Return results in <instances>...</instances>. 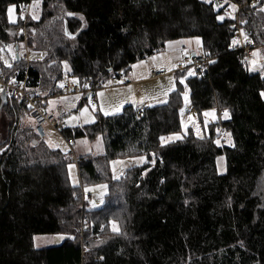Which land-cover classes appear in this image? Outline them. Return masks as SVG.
Masks as SVG:
<instances>
[{"label": "trees", "instance_id": "16d2710c", "mask_svg": "<svg viewBox=\"0 0 264 264\" xmlns=\"http://www.w3.org/2000/svg\"><path fill=\"white\" fill-rule=\"evenodd\" d=\"M228 1L241 7L238 19L213 0H0V47L22 42V12L39 3L40 17H28L25 26L37 56L0 63L7 77L27 74L31 91L57 92L63 62L82 89L97 88L168 41L197 36L214 63L186 81L193 109L220 115L227 109L230 116L207 136L190 131L162 144L181 130L179 77L187 66L174 72L177 87L167 102L142 110L126 105L117 115L99 113L93 124L65 129L74 142H103V154L74 159L39 140L32 122L23 125L25 102L0 94V110L11 119L0 142V264H264V75L236 46L238 28L264 59V0ZM10 6L18 13L14 24ZM219 125L231 146L218 144ZM140 156L144 165L113 178L114 159ZM73 160L81 188L68 175ZM99 183L109 185V194L103 207L90 210L77 195ZM56 234L68 239L35 248V236Z\"/></svg>", "mask_w": 264, "mask_h": 264}, {"label": "rangeland", "instance_id": "374dc122", "mask_svg": "<svg viewBox=\"0 0 264 264\" xmlns=\"http://www.w3.org/2000/svg\"><path fill=\"white\" fill-rule=\"evenodd\" d=\"M10 9L11 11H9ZM34 16L36 18H33ZM28 17L33 19H38L40 17V7L38 2L30 3L29 6H27V8L22 12L21 18L24 20L22 27L26 26ZM226 17L233 19L234 14L230 13L226 15ZM7 18L12 24L17 22L18 13L15 6H10L8 8ZM20 30L21 28L19 29L18 36H22V42L19 44H10L6 47H0V63L6 65L5 61H7L8 65L13 66L14 63L11 56L12 52L18 45V49H20L21 52L24 50L28 51V60H34L37 56L36 53L29 52L30 46L27 29H25V34H20ZM68 36L72 35L68 34ZM197 40L200 41L199 44H197ZM237 43H239V41H236V44ZM202 51V41L201 38L197 36L168 41L166 48L162 52L136 62L132 65L130 70H123L122 72L116 74L117 82H111V80L108 79V81L103 83L96 91L88 94L86 98V93L82 92L80 88L77 93L64 92L61 96L48 99L45 104V108L50 111H55L58 107H61L65 112V121L67 122L68 127L75 129L77 127L93 124L97 120L99 113L102 116L117 115L123 111L126 105L129 104L133 105L138 103L143 106V108L141 107L142 109L163 104L168 101L169 96L177 87V74H174V70H178L180 64H182L183 67L186 66L187 64H184L186 58L189 59V63H191L192 54ZM253 53H256V55L254 56ZM252 55L256 62L264 63V59L259 57L260 54L257 52V49L253 50ZM173 64H176V68L173 67ZM65 65H67V67H65ZM153 65H156L157 68L161 69L165 75L161 78H150V71ZM62 68L64 70L63 76L68 77V82L80 87L79 82L76 81L74 77L70 76L71 70L67 62H63ZM133 70L137 71V78H134L130 83L128 76ZM260 71L264 75V68L260 69ZM196 72L197 68L189 65L185 74L180 75L179 77V83L183 86V104L180 109L181 130L178 133L164 136L162 144L181 140L190 131L198 137L207 136L210 134L212 124L225 121L230 117L225 118L224 113L223 115H220L216 108L203 111L201 114L193 109L190 89L186 81L189 77L194 76ZM138 79L140 80L139 82L137 81ZM97 99L99 105L98 109L96 106ZM81 102H83L82 105ZM105 112L109 114L105 115ZM22 120L24 126L31 122L29 117H24ZM10 121L11 119L8 112L5 109H1L0 142L5 139ZM48 130L49 137L46 140L48 146L51 149L62 151L65 154H71L74 159L89 155L99 156L104 152V146L101 138H97L94 141L75 139L74 144L69 147L61 135L51 131L50 129ZM215 130L218 135H221V139L218 140V144L221 145L222 140L227 146H231L233 144L230 135L221 131V125L216 126ZM146 162L147 157L145 156L114 159L110 164L113 178L115 180H119L127 174V170L135 166H142ZM217 169L219 174L225 173L226 159L224 156L217 158ZM68 175L71 184L75 187L81 188L80 174L77 168V163H75L74 160L68 165ZM100 185H105L106 188L101 189L99 187ZM84 191L91 195L88 197V209L94 210L103 207L106 196L109 194V185L107 183H99L95 185L86 184ZM77 197H80L79 199L82 200L81 193L79 196L77 195ZM114 224L116 225V229H118V225L116 223H112L111 227L113 228ZM88 225L89 223L86 222L81 231L83 232L87 230ZM66 239H68V236L65 234L37 235L34 237V246L37 249L57 246L62 244Z\"/></svg>", "mask_w": 264, "mask_h": 264}, {"label": "built area", "instance_id": "2783aa9c", "mask_svg": "<svg viewBox=\"0 0 264 264\" xmlns=\"http://www.w3.org/2000/svg\"><path fill=\"white\" fill-rule=\"evenodd\" d=\"M217 5H220L225 9V13L228 15L230 13L234 14L233 19H238V11L241 8L240 6H236V10H233L231 8L232 3H230L228 0H213ZM252 4H257L258 0H251ZM237 27V25H235ZM26 27H22L20 30V34H25ZM237 34V41L239 43L236 44L238 49H244L246 52V61L249 63V66L253 71H259L263 68V63L256 62V60L253 58L252 55V48L248 44L247 39H245L243 32L241 29H238ZM257 52H259L257 50ZM17 56L19 58H17ZM259 57H261L259 55ZM21 58H25L28 60V51H20L17 48L12 52L11 59L13 63L18 61ZM258 59V58H257ZM212 60V55L205 52H199L196 53L194 57L191 59V63H189V59H185L184 64H187L184 67L187 66H193L197 69H206L210 62ZM182 64L179 65V69L184 68ZM177 71V70H176ZM165 75V73L156 67V65H153L151 71H150V78H161ZM111 82H117V77L114 76L110 78ZM68 77L63 76L58 83V91L57 92H47V93H38L31 91L27 87V74L24 77H21V75L16 72L11 77H7L2 70L0 69V94H5L8 98L12 99H20L21 101H24L27 105L28 111H29V118L31 119V122L34 127V131L38 137L39 140H46L48 139V129L52 130L53 132L61 135L65 143L68 146H72L74 144V141L72 139H67L63 136V131L68 128V124L65 121V112L61 107H58L55 111H50L45 108V104L47 103V100L53 97L61 96L64 92L66 93H77L79 91V88L82 92L91 94L94 91H96L97 88H90V89H82L81 86L73 85L68 82ZM77 81V80H76ZM63 84V85H62ZM46 101V102H44ZM97 109H98V103H96ZM221 131L224 133V128L221 129ZM82 202L83 204L85 202H88V197L91 195L89 193H86L84 189H82Z\"/></svg>", "mask_w": 264, "mask_h": 264}, {"label": "snow or ice", "instance_id": "6c2138e0", "mask_svg": "<svg viewBox=\"0 0 264 264\" xmlns=\"http://www.w3.org/2000/svg\"><path fill=\"white\" fill-rule=\"evenodd\" d=\"M203 2H205V3H209L210 0H203ZM253 6H255V5H253ZM231 8H232L233 10H236V5H235V4H232V5H231ZM9 11H11V9H10ZM261 11H264V8H262ZM68 15H72V13H68ZM33 18H36V17L34 16ZM80 19L83 20L84 17L81 16ZM217 19H218V20H223L224 17H223V16H218ZM66 35H67V33H66ZM69 38H70V39H75L74 36H69ZM245 39H247V37H245ZM196 42H197V44L200 43L199 40H197ZM234 43H235V41H234ZM9 47H10V46H9ZM253 55L255 56L256 53H253ZM209 62H210V63H214V61H209ZM5 64H6L7 66L10 67V65H8V62H7V61H5ZM65 67H67V65H65ZM85 87H87V85H85ZM101 95H102V94H101ZM261 96H264V92L261 93ZM108 114H109V113L105 112V115H108ZM224 117H225V118H228V117H229V113H228V110H227V109L224 110ZM161 140H162V142H163L164 138L162 137ZM70 167H71V166H70ZM99 187H100L101 189L106 188L105 185H100ZM94 206H95V205H94ZM113 230H114V231L117 230L115 224L113 225Z\"/></svg>", "mask_w": 264, "mask_h": 264}, {"label": "crops", "instance_id": "0c3cea01", "mask_svg": "<svg viewBox=\"0 0 264 264\" xmlns=\"http://www.w3.org/2000/svg\"><path fill=\"white\" fill-rule=\"evenodd\" d=\"M132 67V66H131ZM131 67L128 69V70H130L131 69ZM173 67L174 68H176V64H173ZM128 72V71H127ZM174 72H175V70H174ZM127 74V73H126ZM136 79L137 78V71L136 70H133L130 74H129V76H128V79L130 80L129 82L131 83L132 81H133V79ZM138 82L140 81L139 79L137 80ZM138 99H139V97H138ZM97 103H98V99H97ZM103 103V102H102ZM129 105H131V104H129ZM132 106H134L136 109H139V110H142V108H143V106H141L140 104H138V103H136V104H133ZM142 107V108H141ZM98 108H99V105H98ZM147 108V107H146ZM220 113V112H219ZM222 115H223V113H221ZM49 131V130H48ZM52 131V130H51ZM48 135H49V133H48ZM49 137V136H48ZM47 140V139H46ZM70 147V146H69ZM74 151V150H73Z\"/></svg>", "mask_w": 264, "mask_h": 264}, {"label": "water", "instance_id": "95a60500", "mask_svg": "<svg viewBox=\"0 0 264 264\" xmlns=\"http://www.w3.org/2000/svg\"><path fill=\"white\" fill-rule=\"evenodd\" d=\"M16 48L18 49V46H16ZM18 50H19V49H18ZM195 54H196V53H193V54H192V57H194ZM17 58H19V57L17 56ZM3 95L5 96V94H3ZM21 102H22V101H21Z\"/></svg>", "mask_w": 264, "mask_h": 264}, {"label": "bare ground", "instance_id": "6f19581e", "mask_svg": "<svg viewBox=\"0 0 264 264\" xmlns=\"http://www.w3.org/2000/svg\"><path fill=\"white\" fill-rule=\"evenodd\" d=\"M32 20V19H31ZM24 22V21H23ZM17 26V25H16ZM20 26V25H19ZM7 29V28H6ZM129 73V72H128ZM22 102H24V101H22ZM28 110V109H27Z\"/></svg>", "mask_w": 264, "mask_h": 264}]
</instances>
